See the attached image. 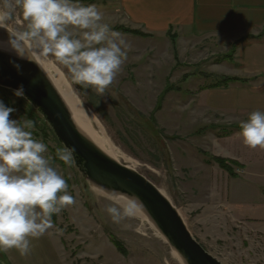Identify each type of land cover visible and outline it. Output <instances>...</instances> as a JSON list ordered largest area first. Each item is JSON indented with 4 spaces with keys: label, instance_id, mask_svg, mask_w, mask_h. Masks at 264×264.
Returning <instances> with one entry per match:
<instances>
[{
    "label": "rangeland",
    "instance_id": "rangeland-1",
    "mask_svg": "<svg viewBox=\"0 0 264 264\" xmlns=\"http://www.w3.org/2000/svg\"><path fill=\"white\" fill-rule=\"evenodd\" d=\"M80 3L97 5L103 22L130 45L122 71L103 96L73 83L63 65L50 61L86 119L112 145L119 164L164 193L209 255L222 264H264V149L244 144L242 116L212 111L202 98L218 82L219 75L208 72L222 74L217 66L231 60L236 45L223 56L228 45L199 41L191 33L153 38L127 24L119 0ZM13 92L0 87L1 100L16 109L10 119L35 121L34 138L48 145L46 155L54 157L75 199L53 216L66 259L62 250L50 247L31 258L45 264H179L147 223L112 222L105 211L110 201L74 163L55 159V149L63 146L37 111Z\"/></svg>",
    "mask_w": 264,
    "mask_h": 264
},
{
    "label": "clouds",
    "instance_id": "clouds-1",
    "mask_svg": "<svg viewBox=\"0 0 264 264\" xmlns=\"http://www.w3.org/2000/svg\"><path fill=\"white\" fill-rule=\"evenodd\" d=\"M97 5L80 0H0V51L37 66L57 62L71 81L90 86L103 96L122 71L130 45L122 34L104 23ZM17 25L18 27H14ZM19 72L20 65L10 61ZM14 96L27 99L23 85ZM15 108L0 100V252L16 249L30 254L32 240L55 229L53 216L75 203L68 183L54 166L48 145L34 138L35 121L26 116L10 119ZM243 142L251 149H264V112L253 111L240 124ZM75 147H57L55 159L71 166ZM99 194L110 201L105 211L113 223L138 218L145 212L141 199L101 187Z\"/></svg>",
    "mask_w": 264,
    "mask_h": 264
},
{
    "label": "crops",
    "instance_id": "crops-1",
    "mask_svg": "<svg viewBox=\"0 0 264 264\" xmlns=\"http://www.w3.org/2000/svg\"><path fill=\"white\" fill-rule=\"evenodd\" d=\"M119 1L127 24L145 35L165 39L170 31L183 37L191 33L199 41L228 45L223 56L229 55V49L236 45L231 60L217 66L222 74L208 73L247 82L207 90L202 98L212 111L242 116L240 123L253 111L264 112V35L260 36L264 33V0ZM47 247L62 250L66 259L62 239L55 229H50L32 240V250L26 256L16 249L0 252V264H45L31 257Z\"/></svg>",
    "mask_w": 264,
    "mask_h": 264
},
{
    "label": "water",
    "instance_id": "water-1",
    "mask_svg": "<svg viewBox=\"0 0 264 264\" xmlns=\"http://www.w3.org/2000/svg\"><path fill=\"white\" fill-rule=\"evenodd\" d=\"M0 37L7 33L0 30ZM10 61L20 65L19 72ZM23 85L25 99L43 118L63 147H75L74 165L98 189H115L138 196L144 212L185 264H222L192 237L176 208L142 175L104 154L76 128L62 98L35 64L0 51V87L16 90Z\"/></svg>",
    "mask_w": 264,
    "mask_h": 264
},
{
    "label": "bare ground",
    "instance_id": "bare-ground-1",
    "mask_svg": "<svg viewBox=\"0 0 264 264\" xmlns=\"http://www.w3.org/2000/svg\"><path fill=\"white\" fill-rule=\"evenodd\" d=\"M0 40H5V39L0 37ZM2 52L15 56L14 54H11L10 52H6V51H2ZM38 67L46 75V77L50 80V82L52 83V85L54 86V88L56 89L60 97L62 98L79 132L83 136H85L89 141H91L104 154H106L108 157H110L111 159L119 163V161L116 159L117 154H115V151L112 149V145L106 140L105 137H103L102 135L100 136L94 130L92 123L88 119H86V116L84 115L80 102L78 101L76 96L72 93L68 85L65 83L64 79L53 68L52 64L48 62V63L41 64ZM127 168L131 169L129 166H127ZM96 191H97V194H99V189ZM161 193L164 195L163 192ZM135 219L141 221L142 223H147L151 227V229L155 232L156 237L159 238L164 244L168 245L164 237L158 232L155 225L152 223V221L148 218V216L144 212L140 213L138 218H135ZM172 257L179 264H185L184 261L181 259V257L174 250H172Z\"/></svg>",
    "mask_w": 264,
    "mask_h": 264
},
{
    "label": "trees",
    "instance_id": "trees-1",
    "mask_svg": "<svg viewBox=\"0 0 264 264\" xmlns=\"http://www.w3.org/2000/svg\"><path fill=\"white\" fill-rule=\"evenodd\" d=\"M171 34V31L168 33V36ZM263 36V35H260ZM251 39H255L254 37H252ZM229 59V58H226ZM218 79V82L214 85H211L208 90H212V89H217V88H227L228 86H230L231 84H235V83H246L247 81H243V80H239V79H235V78H227V77H216V80ZM167 91V90H166ZM53 219V218H52ZM54 223L55 220H53ZM116 248H118L117 245H115ZM119 249V248H118Z\"/></svg>",
    "mask_w": 264,
    "mask_h": 264
}]
</instances>
